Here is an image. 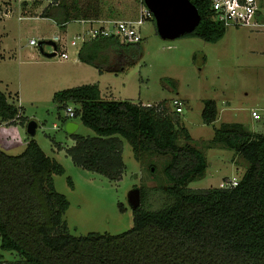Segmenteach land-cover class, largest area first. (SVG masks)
Segmentation results:
<instances>
[{"label":"trees","instance_id":"trees-1","mask_svg":"<svg viewBox=\"0 0 264 264\" xmlns=\"http://www.w3.org/2000/svg\"><path fill=\"white\" fill-rule=\"evenodd\" d=\"M190 1L201 20L183 36L221 39L227 28L209 16L207 1ZM41 15L60 27L88 17L87 10L65 2H50ZM142 54L143 40L124 43L114 36H98L81 45L78 59L99 73L118 72ZM53 100L61 110L69 102L77 104L74 117L95 133L69 134L75 143L66 153L76 166L119 180L126 167L125 140L138 160L145 153L169 157L162 188L171 201L155 210L145 208L140 189L141 204L132 209L129 229L75 236L63 219L68 199L56 191L52 178L63 174L64 167L34 139L16 155L0 150V249L19 254L12 264H264V133L241 122L214 125L211 142L234 151L247 168L235 186L191 188L190 183L204 176L207 159L189 130L170 116L165 102L147 106L104 99L96 83L56 91ZM203 103V123L213 125L216 102ZM19 109L0 91V122H16Z\"/></svg>","mask_w":264,"mask_h":264},{"label":"rangeland","instance_id":"rangeland-1","mask_svg":"<svg viewBox=\"0 0 264 264\" xmlns=\"http://www.w3.org/2000/svg\"><path fill=\"white\" fill-rule=\"evenodd\" d=\"M50 2L75 5L81 11L87 10L86 18L92 19L134 18L139 2L11 0L13 14L0 18V91L16 104L18 94L22 105V116L16 122H0V150L16 155L34 139L49 157L64 167L63 174H54L52 178L56 191L65 195L69 202L63 219L70 234H119L129 229L133 225V213L127 194L134 187L143 189L145 208L155 210L169 203L171 200L162 188L166 183L163 168L169 157L145 153L138 160L130 144L123 140L122 156L126 167L119 180L111 181L76 166L66 153L69 137L65 130V109L58 108L53 100V94L62 89L96 83L108 100H128L142 105L165 102L170 116L178 118L189 130L193 144L207 159L204 176L189 187H220L225 180H240L247 162L224 144L211 142L213 126L241 122L251 131L264 133V31L229 27L216 42L196 36L164 40L158 35L155 24L147 20L142 31V56L135 63L118 68L117 73H99L91 65H79L74 61L77 46H70L71 58L62 60L57 56L46 57L39 47L29 44L32 38L39 42L55 34L65 38L62 27L53 21L29 18L39 12L41 15L43 6ZM19 15L23 16L22 20L17 19ZM81 18L84 17L72 21ZM85 27L82 25L76 31ZM71 38L72 34L67 40ZM43 49L50 52L52 46L44 44ZM174 98L183 100L182 112L176 113L172 107ZM205 99L214 100L218 108L213 125L204 124L201 117ZM69 105L78 108L72 102ZM253 110L259 112V120L252 117ZM71 118L78 124L76 133L95 135L79 117ZM31 120L37 124L34 136L26 130ZM151 163L153 169H149ZM1 254L9 262L21 258L13 251L0 249Z\"/></svg>","mask_w":264,"mask_h":264},{"label":"built area","instance_id":"built-area-1","mask_svg":"<svg viewBox=\"0 0 264 264\" xmlns=\"http://www.w3.org/2000/svg\"><path fill=\"white\" fill-rule=\"evenodd\" d=\"M10 1L11 0H0V18L10 17L13 14V6L10 5ZM205 1L208 3L209 16L220 22L224 27H246L251 31H264V0ZM138 2V13L134 18H81L76 22L86 27L75 33L69 41L66 38H61V35L58 34L49 37L57 45V48L55 49V56L59 59L66 60L69 58L70 46H77V50H79L85 41L98 36H114L119 41L124 43H137L142 41V31L145 23L147 20H151L153 22L154 16L144 0H138ZM17 19L22 20L23 16L19 15ZM29 44L38 47V41L34 38L29 40ZM52 50L54 49L52 48L51 51ZM171 105L177 113L183 110V103L181 99H172ZM251 115L256 120L260 119V114L256 110H253ZM65 116L68 118L74 117V108L70 105L65 108ZM237 183L238 181L236 178H232V180L223 181L220 184V187L229 188L235 186ZM0 264L12 263L0 256Z\"/></svg>","mask_w":264,"mask_h":264},{"label":"water","instance_id":"water-1","mask_svg":"<svg viewBox=\"0 0 264 264\" xmlns=\"http://www.w3.org/2000/svg\"><path fill=\"white\" fill-rule=\"evenodd\" d=\"M146 5L152 11L155 21V27L158 35L164 40H174L185 34H188L197 27L201 20V15L197 7L190 0H144ZM52 46L54 50L46 52L43 45ZM38 47L40 52L46 57L55 56L56 43L51 39L39 40ZM37 124L31 120L27 124V132L30 136L36 133ZM77 124L68 121L65 130L68 133H74ZM153 169V168H152ZM127 200L129 206L134 209L141 204L140 188L134 187L128 191Z\"/></svg>","mask_w":264,"mask_h":264},{"label":"crops","instance_id":"crops-1","mask_svg":"<svg viewBox=\"0 0 264 264\" xmlns=\"http://www.w3.org/2000/svg\"><path fill=\"white\" fill-rule=\"evenodd\" d=\"M46 5H44L43 7H45ZM23 13H25V10L23 11ZM39 14H40V12H39ZM37 15V16H34V17H32V16H29V18H35V17H39V18H37V19H40V20H49V21H53L52 19H50V18H47V17H43V16H41V15ZM53 23H55L54 21H53ZM73 25V26H72ZM79 28H82V25L80 24V23H78V22H76V21H71V22H68L64 27H62V33H63V37H65L66 39H67V37L70 35V34H72V36L75 34V33H77L78 31H76L77 29H79ZM44 38H49V37H44ZM71 58V56L69 55V58L68 59H70ZM68 59H66V60H68ZM74 61H76V63H78L79 65H82V61H80L79 59H78V50H77V52H76V58H74ZM84 64H86V63H84ZM113 73H117V72H113ZM99 86V85H98ZM99 88H100V86H99ZM100 92H101V97L102 98H104V99H106V97H104V96H106L107 94H105L102 90H101V88H100ZM107 93V92H106ZM108 93H109V91H108ZM109 94H113L112 92H110ZM17 96H16V100H17V104H16V102L14 101V100H12V101H10L9 99V102H11V103H14L16 106H18L19 108H21L22 107V105H21V98L19 97V95L18 94H16ZM8 97V96H7ZM19 111H20V109H19ZM20 115H21V113H20ZM22 116V115H21ZM66 117V116H65ZM67 122L68 121H72V118H68V117H66V119H65ZM74 122V121H73ZM3 123H6V124H10V123H7V122H3ZM77 124V123H76ZM54 127L55 128H57V125L56 124H54ZM77 128H78V124H77ZM77 128H76V130H77ZM76 130H75V132L74 133H76ZM67 134H68V140H69V145L67 146V147H70V146H72L74 143H75V141H74V139H72L71 137H70V133H68L67 132ZM66 147V148H67Z\"/></svg>","mask_w":264,"mask_h":264},{"label":"bare ground","instance_id":"bare-ground-1","mask_svg":"<svg viewBox=\"0 0 264 264\" xmlns=\"http://www.w3.org/2000/svg\"><path fill=\"white\" fill-rule=\"evenodd\" d=\"M43 40V39H42ZM44 46V45H43ZM183 101V100H182ZM182 112V111H181Z\"/></svg>","mask_w":264,"mask_h":264}]
</instances>
